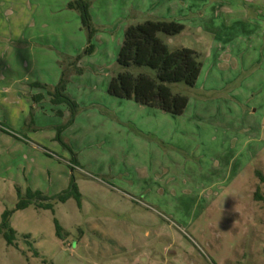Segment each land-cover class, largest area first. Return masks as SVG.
<instances>
[{
    "label": "rangeland",
    "instance_id": "rangeland-1",
    "mask_svg": "<svg viewBox=\"0 0 264 264\" xmlns=\"http://www.w3.org/2000/svg\"><path fill=\"white\" fill-rule=\"evenodd\" d=\"M70 1L0 0V224L10 212L15 231L0 264H264V0H91L90 38ZM145 20L182 25L159 39L199 56L193 87L168 85L180 116L107 93L124 30ZM67 57L82 70L68 126L50 102ZM72 180L80 206L15 209Z\"/></svg>",
    "mask_w": 264,
    "mask_h": 264
},
{
    "label": "trees",
    "instance_id": "trees-1",
    "mask_svg": "<svg viewBox=\"0 0 264 264\" xmlns=\"http://www.w3.org/2000/svg\"><path fill=\"white\" fill-rule=\"evenodd\" d=\"M91 0H71L67 7L78 12L83 28L88 31L89 38L93 34L90 24L89 6ZM183 26L173 21L145 20L142 23L129 25L123 33L121 46L116 57L119 71L112 75L107 86L108 95L133 101L134 103L159 110L163 113L180 116L186 108L187 97L174 94L169 84L182 83L187 87H193L200 74L201 64L198 54L187 48L169 50L159 39L158 34L175 36L181 33ZM85 54H91L93 48L88 45ZM68 61L62 66L61 78L58 85L50 93V102L53 105L64 104L69 110V120L66 126L73 122L78 110L77 105L64 93L65 84L70 71L81 74L78 66L79 57H67ZM131 68H146L155 73L154 78L145 73L133 74ZM39 86L38 84H35ZM40 97H37L38 101ZM56 112V115H60ZM57 141L67 147L59 135ZM259 181L264 184V174L257 173ZM257 198L258 192L255 195ZM74 199L80 206L81 196L73 182L69 183L66 190L52 198L44 196L39 191L27 190L23 198H19L16 210H23L33 205L37 209L53 210V201L64 203L68 199ZM10 212H4L1 216L0 234L9 246L15 245V231L9 225ZM55 234L62 239V229L54 220ZM25 238H28L25 236ZM34 255L38 253L34 251Z\"/></svg>",
    "mask_w": 264,
    "mask_h": 264
},
{
    "label": "crops",
    "instance_id": "crops-1",
    "mask_svg": "<svg viewBox=\"0 0 264 264\" xmlns=\"http://www.w3.org/2000/svg\"><path fill=\"white\" fill-rule=\"evenodd\" d=\"M141 106V105H140ZM144 107V106H143ZM149 109H151V108H149Z\"/></svg>",
    "mask_w": 264,
    "mask_h": 264
}]
</instances>
